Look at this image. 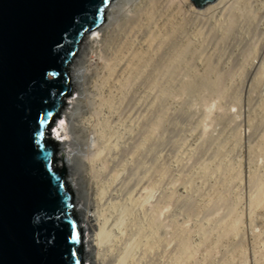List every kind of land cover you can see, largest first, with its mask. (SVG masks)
<instances>
[{"label": "bare ground", "instance_id": "1", "mask_svg": "<svg viewBox=\"0 0 264 264\" xmlns=\"http://www.w3.org/2000/svg\"><path fill=\"white\" fill-rule=\"evenodd\" d=\"M262 10L264 0L200 8L118 0L104 9L109 24L84 38L69 65L78 96L52 133L71 148L59 164L79 204L84 263L264 264V165L253 167L264 163ZM187 98L200 106L195 163L212 189L199 185L194 211L183 210L189 195L169 189L164 161L172 101ZM223 134L239 145L240 171L213 163ZM216 173L226 176L224 189L211 180Z\"/></svg>", "mask_w": 264, "mask_h": 264}, {"label": "water", "instance_id": "2", "mask_svg": "<svg viewBox=\"0 0 264 264\" xmlns=\"http://www.w3.org/2000/svg\"><path fill=\"white\" fill-rule=\"evenodd\" d=\"M111 1L0 0V264H83L53 123L69 65Z\"/></svg>", "mask_w": 264, "mask_h": 264}, {"label": "rangeland", "instance_id": "3", "mask_svg": "<svg viewBox=\"0 0 264 264\" xmlns=\"http://www.w3.org/2000/svg\"><path fill=\"white\" fill-rule=\"evenodd\" d=\"M118 0H112V3H116ZM261 16L264 17V10L261 12ZM105 12H104V18L102 25L99 26V28L95 29L97 32L100 31V29L105 28L107 24H109L108 19L105 20ZM89 34H86V37H89ZM88 45V42L86 40H83L81 43L79 50L81 46L86 47ZM79 53V51H78ZM78 56V54H77ZM80 56V55H79ZM81 59V58H80ZM76 60V59H75ZM75 60L72 61L71 64L75 65ZM77 62V61H76ZM79 64V63H77ZM76 64V65H77ZM70 84H72L71 79L69 78ZM71 86V85H70ZM77 93L75 87L71 86L70 94L64 98V103L65 106L69 105V103L72 101V99L77 98ZM198 100L197 98H187V99H178V100H173L174 102L172 104V108L169 110V113L167 115L166 119V139H165V147H164V161L168 170V176L167 179L169 181V189H175L177 188L180 192H184L185 194L189 195L190 197H186L183 199V204L185 206V211H194L198 209L199 202L197 201V195H199V190L198 187L199 185H206V190L205 193H210L212 189L209 186V182H203L200 178V171H198V164H196V147H197V137L199 135V132L201 129L198 127L197 121H198V116L200 112V106L196 105L194 106L192 104L193 101ZM64 108L61 109L57 120L54 121L53 125L54 128L56 126V122L61 118V113ZM236 110V109H235ZM234 111V110H233ZM236 112V111H235ZM221 113V111H220ZM239 122V121H237ZM236 127V124H231L230 127ZM53 128V129H54ZM208 131H212V128H208ZM229 131V128L227 127L226 129L223 130L222 133H227ZM224 136L221 138L222 141V146L221 148L223 149V157L220 159H216L213 161L214 165L216 166L217 169L219 170H225L227 166L234 165L238 171H240L241 166L243 165V162L245 160H241V153H240V148L237 143L233 142L230 137L228 138L227 134H223ZM47 139H51L50 132L48 134V137L46 135ZM56 143V154L54 155V159L56 161L55 163V168L63 171L62 165L59 164L60 156L67 154L71 151V148L67 144H58ZM264 165V163H259L258 160L253 162V167H258L259 165ZM262 165V166H263ZM252 170V168H251ZM65 171V180L67 181V176H68V170ZM216 176L212 177L214 182H216V188L219 189H224L225 188V177L224 175H220V173H216ZM179 176H182V182L179 181L177 182V187H173L171 182L172 180L179 178ZM184 178H187L188 182H185ZM69 186V185H68ZM218 189V190H219ZM69 191L72 196V205H73V210L72 212L74 213V210L77 208L79 205L78 202L75 200L74 194L72 190L69 188ZM215 190L213 189V192ZM245 191V190H244ZM232 192L234 194H231L232 199H235L240 195V190H239V184L238 182L233 186ZM246 192V191H245ZM197 194V195H196ZM171 210V209H170ZM222 214V212H220ZM74 217L80 222V218L77 216V214H73ZM261 217H264V213L260 215ZM196 220V219H195ZM193 222H190L187 224V226H192ZM186 226V227H187ZM260 229H256V232H259ZM246 234V239L250 237V233H248V229L245 231ZM82 233V232H81ZM216 233V231L214 232ZM192 234H194L192 232ZM195 236V235H194ZM84 237L82 233V238ZM264 239V236L262 237ZM249 241V240H248ZM83 245V242H82ZM83 264L85 259L82 258Z\"/></svg>", "mask_w": 264, "mask_h": 264}, {"label": "snow or ice", "instance_id": "4", "mask_svg": "<svg viewBox=\"0 0 264 264\" xmlns=\"http://www.w3.org/2000/svg\"><path fill=\"white\" fill-rule=\"evenodd\" d=\"M103 11V9H101V12Z\"/></svg>", "mask_w": 264, "mask_h": 264}]
</instances>
